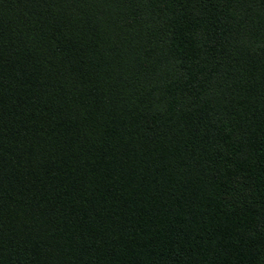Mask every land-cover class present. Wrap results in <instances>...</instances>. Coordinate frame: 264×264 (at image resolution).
<instances>
[{
  "label": "trees",
  "instance_id": "trees-1",
  "mask_svg": "<svg viewBox=\"0 0 264 264\" xmlns=\"http://www.w3.org/2000/svg\"><path fill=\"white\" fill-rule=\"evenodd\" d=\"M0 264H264V0H0Z\"/></svg>",
  "mask_w": 264,
  "mask_h": 264
}]
</instances>
